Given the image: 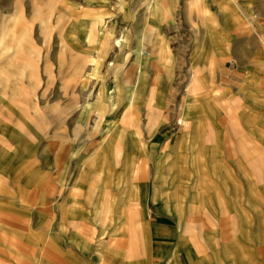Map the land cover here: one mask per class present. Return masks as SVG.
Wrapping results in <instances>:
<instances>
[{"label":"rangeland","instance_id":"1","mask_svg":"<svg viewBox=\"0 0 264 264\" xmlns=\"http://www.w3.org/2000/svg\"><path fill=\"white\" fill-rule=\"evenodd\" d=\"M123 1L137 9L136 24L117 0H0V264H164L142 250L150 226L169 232L152 235L159 253L181 233L189 249L180 264H264V0H242L254 27L227 0H175L170 22L150 16L144 83L130 65L146 0ZM226 11L242 58L206 32ZM112 12L115 51L124 27L130 38L129 89L102 45ZM196 31L199 80L217 81L198 84L186 125ZM102 77L121 85L114 112L98 96ZM100 113L111 114L98 123ZM177 135L192 139L168 160ZM130 179L147 185L144 203L132 200Z\"/></svg>","mask_w":264,"mask_h":264},{"label":"crops","instance_id":"2","mask_svg":"<svg viewBox=\"0 0 264 264\" xmlns=\"http://www.w3.org/2000/svg\"><path fill=\"white\" fill-rule=\"evenodd\" d=\"M121 5H122V9L124 11V17L125 19H127L129 22H131L132 24H136L137 23V9L135 7H133L130 3H126L123 0H117ZM198 1V0H195ZM228 3L233 4L234 7H236L240 13L248 18L250 20L251 25L254 27V23L253 21H255V16H254V12L248 8L245 4L247 2H243L242 0H227ZM175 9H176V5H175V0H146V6H145V12H148L149 14L145 15V19L143 22V26L140 29V32L137 34L136 38H135V42H136V46H135V51L137 54V57L135 59V61H133L130 65L131 68H135L136 69V79L138 80V82L144 83L145 82V67L147 66V63L149 62V58L150 56H152V54H150L149 52H147L143 45H144V41L145 39L148 37H152L155 36L154 35V27L152 26L151 22H150V16L156 17V19L160 20V23L163 22H170L172 16L175 13ZM228 11V10H227ZM226 11L225 13V22L223 23V25L221 26V28H217L216 31L211 32V29L209 28L210 25H208L206 23L207 29L206 32L208 35H211V40L214 43V36H220L218 38L219 43H220V48L221 50H224L227 53H235L237 52L239 54V57L242 58V55L245 52V49H243V47H241L240 42H236L235 44L232 43V34L234 33V24L232 23V20L229 19L228 16V12ZM115 13L112 12L111 13V18L112 20V28L109 31V35L110 37L109 40L111 41V43H109L108 41H104L102 42L103 46H106L107 48L109 47L111 49V52L113 54L112 60L114 61L111 67V73L115 79V81L119 80L121 82L122 87H125V89H129L131 87V71H130V67L128 69H124V66L126 64V62L129 60V55H130V38L129 35L127 33V27H124L121 30V35L124 38V42H123V46L122 49L119 50L118 52L115 51V46H114V39L117 36V23L115 20ZM101 20V19H100ZM126 20V21H127ZM212 20V19H211ZM216 19H214V23L215 25L218 27L220 24L215 22ZM211 23V22H210ZM232 23V24H231ZM133 27V26H131ZM198 31V30H197ZM195 32V40H194V50H193V56L191 59V66L189 68V79L188 82L186 84L185 87V91L183 94V98H182V102H181V119L182 122L185 123L186 125L188 124L190 119L194 118V115L191 113L192 111V107H193V102L195 100L193 93L196 92V90L198 89V84L202 83L205 86H210L213 85L214 82H216V76L211 77V79H209V81L204 80L202 82H200L199 77H198V69L195 65L197 59H198V54H199V50L202 47V42L200 40V33ZM214 34V35H213ZM159 38L162 37V34H158ZM126 39V40H125ZM224 45V47H223ZM224 48V49H223ZM161 51V52H160ZM159 51L160 55H164L162 53L163 49L161 48V50ZM160 59V56H159ZM102 59L99 58L98 60V64L101 65L99 63V61H101ZM160 61V60H159ZM168 61H171V55H169L168 57ZM199 61H201L199 59ZM169 64V63H168ZM215 71H211L212 75H215ZM167 79L171 78V69L170 67L166 66V76ZM159 78H161L160 76L157 77L155 79L156 83L159 82ZM121 85L117 86V85H112L109 86L108 83L104 82V79L102 77L101 79V84H100V88H99V98L103 99V98H110L111 99V105H112V111L114 112L115 110H117L118 106L120 105L121 99H122V90H121ZM128 102L131 103V100L133 98V94L131 93L128 97ZM111 114V113H110ZM110 114H99V118H98V123L100 122H104L106 119V117ZM110 117V116H109ZM158 122V120H157ZM159 126V125H158ZM157 126V127H158ZM156 131V129L154 130V132ZM153 132V133H154ZM198 132V125L194 124L193 130H192V138L194 139L196 137V134ZM190 138V139H192ZM189 139V140H190ZM187 139L182 138V136H175L174 139V143H173V147L171 148L170 153L167 154V156L169 157L168 160H172L171 158L173 157V153L177 152L179 149H181L184 145H186V143H188ZM192 141V140H191ZM148 144V143H147ZM146 144V141L142 140L141 141V148L142 150H145V148L148 146ZM105 171L109 172V169H106ZM107 172V173H108ZM107 176V174L105 175ZM79 176H77L76 181H78ZM129 179V178H128ZM145 182H134L130 179V183L129 186H127L128 190L130 191L133 190V201H141L144 203V199L146 197V187L147 185L144 184ZM131 185V186H130ZM126 194V193H125ZM127 197L129 199H131V197L129 195H127ZM170 212L175 211L173 206L170 205ZM176 212V211H175ZM142 213L144 216L147 215V211L146 208L144 207L142 210ZM154 234H169V232H166L164 229H159L157 227H149V228H145L142 234V250L145 252H150L151 254H158V255H163L162 261L164 264H180V260H179V251L181 249H189V244H187V242L184 241L181 233H179V237H178V243L176 244V246L171 249V251H169V254H167L166 252H156V250L154 249L153 244H151V238L152 235ZM103 240L100 241V245L102 244ZM191 254V253H190ZM103 258V255H102ZM104 259V258H103Z\"/></svg>","mask_w":264,"mask_h":264},{"label":"bare ground","instance_id":"3","mask_svg":"<svg viewBox=\"0 0 264 264\" xmlns=\"http://www.w3.org/2000/svg\"><path fill=\"white\" fill-rule=\"evenodd\" d=\"M123 42H124V38L122 37V38L118 39L115 43H117L120 47H122L123 46Z\"/></svg>","mask_w":264,"mask_h":264}]
</instances>
